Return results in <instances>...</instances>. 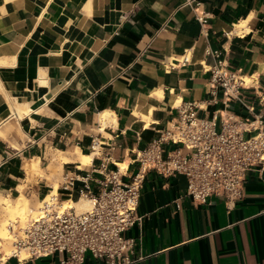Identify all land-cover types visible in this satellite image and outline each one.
Instances as JSON below:
<instances>
[{"label":"crops","instance_id":"crops-1","mask_svg":"<svg viewBox=\"0 0 264 264\" xmlns=\"http://www.w3.org/2000/svg\"><path fill=\"white\" fill-rule=\"evenodd\" d=\"M218 60L251 80L242 92L253 111L239 100L225 109L221 88L218 101H209L208 68ZM262 89L264 0H0V218L3 198L23 195L35 205L57 178L60 187L64 172L80 166V153L92 156L91 169L109 159L131 178L139 169L133 151L185 102L203 104L206 116L264 121ZM93 136L103 142L94 157ZM60 152L73 160L51 177ZM27 164L44 174L29 173ZM187 183L185 175L146 172L143 222L126 231L137 239L131 264H264V170L248 172L245 195L232 208L221 196L194 202ZM83 264L106 262L87 252Z\"/></svg>","mask_w":264,"mask_h":264},{"label":"built area","instance_id":"built-area-1","mask_svg":"<svg viewBox=\"0 0 264 264\" xmlns=\"http://www.w3.org/2000/svg\"><path fill=\"white\" fill-rule=\"evenodd\" d=\"M197 18L201 23L208 20L206 14ZM208 70L213 95L210 102L218 101L217 89L221 88L225 109L239 100L254 110L242 92V88L251 86L247 76L229 69L223 60ZM258 95L264 102V89ZM202 108L199 102L183 103L177 115L159 129L158 136L146 147L135 149L132 160L138 162L139 169L129 179L126 168L119 164L110 168L109 159L94 169L90 168L91 160L80 162L74 171L64 172L59 190L43 197L36 215L24 222H10L8 236L0 237V264H7L13 257L24 261L52 257L55 253H60V257L53 264H83L87 252L104 259L106 264H131L137 239L127 236L126 231L143 222L138 208L149 170L185 175L186 194L194 202L206 203L213 196H221L232 208L245 195L248 172L264 170V121L261 115L251 121L221 112L206 116L200 113ZM168 144L173 147L167 149ZM102 145L93 136V157L101 153ZM94 171L102 177L95 178ZM93 181L99 184L98 190ZM82 198L89 202L88 208L78 209L70 204Z\"/></svg>","mask_w":264,"mask_h":264},{"label":"rangeland","instance_id":"rangeland-1","mask_svg":"<svg viewBox=\"0 0 264 264\" xmlns=\"http://www.w3.org/2000/svg\"><path fill=\"white\" fill-rule=\"evenodd\" d=\"M104 119V118H103ZM83 154V153H82ZM91 156V155H90ZM56 160L58 161V172L54 171V173L51 175L52 176H58L60 177L62 174L61 170L63 167V163L66 161H71L73 160L71 157H68L67 155H65V153L60 152L57 156H56ZM92 158V156H91ZM78 159L81 160V162H84V159H82L81 157V153L78 155ZM90 160H85V163L89 162ZM28 167L27 171L31 174H44L43 170H40L39 167H35V164H32L31 166H29L27 164ZM122 167H125V165H121ZM57 174V175H56ZM58 178L55 180L54 186H53V190L54 192H57L58 188H59V183H58ZM20 198H23L25 201V205H26V212L25 213H21L18 209L16 210V208H10V203L15 204L16 201L21 200ZM7 200V202H6ZM78 200V198L76 199ZM3 201L5 202V205L3 206V213L2 216L0 218V227L5 225L8 230H6V234L3 238H6L9 234V225L11 221H14L16 219H20L23 222L26 221L31 215L34 216L36 215L37 210L39 209V207L42 205L41 202L36 203L35 205L31 204L29 202V200L25 199V197H23V195L17 197L16 199H11V198H3ZM87 201L86 199L82 198L79 201H70V204H74L76 207H78L82 202ZM88 202V201H87ZM89 203V202H88ZM8 245L10 244V241L7 240L6 242Z\"/></svg>","mask_w":264,"mask_h":264},{"label":"bare ground","instance_id":"bare-ground-1","mask_svg":"<svg viewBox=\"0 0 264 264\" xmlns=\"http://www.w3.org/2000/svg\"><path fill=\"white\" fill-rule=\"evenodd\" d=\"M104 116L106 117V113L104 114ZM81 157H82V159H84V162H82V163H85V160H87V159L91 160V156L87 155V154H81ZM87 163H89V162H87ZM20 199L21 200L16 201L15 204H12V203L9 202V204H10L9 206H10V208L14 207V208H16V210L18 209L23 214V213L26 212L25 211L26 210V205H25V202H24L25 200L23 198H20ZM6 202H7V200H6ZM88 207H89V203L87 201H84L78 206V209H86ZM6 230H8V228L5 225L0 227V237H4L5 236V234L7 232Z\"/></svg>","mask_w":264,"mask_h":264}]
</instances>
